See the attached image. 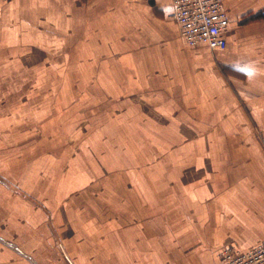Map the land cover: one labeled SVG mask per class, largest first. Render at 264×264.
Segmentation results:
<instances>
[{"label": "crops", "instance_id": "1", "mask_svg": "<svg viewBox=\"0 0 264 264\" xmlns=\"http://www.w3.org/2000/svg\"><path fill=\"white\" fill-rule=\"evenodd\" d=\"M224 5L211 49L173 0H0V264H220L264 241V0Z\"/></svg>", "mask_w": 264, "mask_h": 264}, {"label": "built area", "instance_id": "2", "mask_svg": "<svg viewBox=\"0 0 264 264\" xmlns=\"http://www.w3.org/2000/svg\"><path fill=\"white\" fill-rule=\"evenodd\" d=\"M172 16L188 45H207L211 49L228 47L226 33L231 18L224 0H173ZM220 259V264H264V241L246 250L227 246L222 249Z\"/></svg>", "mask_w": 264, "mask_h": 264}, {"label": "trees", "instance_id": "3", "mask_svg": "<svg viewBox=\"0 0 264 264\" xmlns=\"http://www.w3.org/2000/svg\"><path fill=\"white\" fill-rule=\"evenodd\" d=\"M252 18H264V11H260L252 16Z\"/></svg>", "mask_w": 264, "mask_h": 264}, {"label": "rangeland", "instance_id": "4", "mask_svg": "<svg viewBox=\"0 0 264 264\" xmlns=\"http://www.w3.org/2000/svg\"><path fill=\"white\" fill-rule=\"evenodd\" d=\"M262 11H264V10H262ZM260 12V11H259ZM172 15V14H171ZM253 15H255V14H253ZM253 15H251V17L250 18H252V16ZM249 20H251V19H248V20H246V22H249ZM252 20H258L257 18H255V19H252Z\"/></svg>", "mask_w": 264, "mask_h": 264}]
</instances>
